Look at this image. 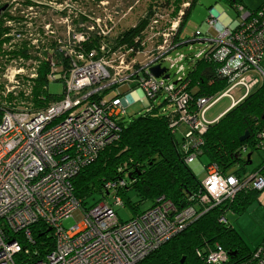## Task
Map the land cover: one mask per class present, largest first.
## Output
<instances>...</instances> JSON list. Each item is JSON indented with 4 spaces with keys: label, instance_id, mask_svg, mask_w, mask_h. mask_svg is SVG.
I'll use <instances>...</instances> for the list:
<instances>
[{
    "label": "built area",
    "instance_id": "obj_1",
    "mask_svg": "<svg viewBox=\"0 0 264 264\" xmlns=\"http://www.w3.org/2000/svg\"><path fill=\"white\" fill-rule=\"evenodd\" d=\"M190 2L169 9L155 6L153 0H0V18L9 30L2 39L11 37L13 42H3V49L9 51L18 43L23 52L15 62L0 56V264H15L21 250L18 238L32 243L30 228L38 222L52 232L54 247L35 264H136L200 216L193 208L176 212L160 198L150 210L123 222L113 208L122 203V181L106 184L110 199L86 209L73 196L71 182L114 138L116 119L125 114V97L103 95L110 88L125 85L130 92L135 86L145 107L167 94L178 122L202 132L203 114L218 99L227 96L234 105L238 91L244 100L264 84V23L254 27L258 19L250 20L248 12L242 23L218 27V20H208L204 26L219 29L212 37L196 38L203 50L193 54V44L183 43L179 36ZM45 7L56 17L48 12L41 16ZM138 13L147 18L142 35L116 47L112 40ZM91 38L97 40L93 48ZM209 43L216 46L214 57L223 62V75L234 83L214 101L215 97L199 99L200 115L192 117L186 112L184 65L202 57ZM182 47H189L188 54H174ZM164 61L170 63L165 73L158 79L151 76L149 69L163 68ZM170 68L181 74L174 82L169 75L164 78ZM41 70L47 73L37 93L33 86ZM248 70L260 77L245 76ZM51 82L62 85L59 95H46ZM186 162L190 166L196 159L191 156ZM202 184L198 202L207 211L233 201L241 190H263L264 177L259 172L242 179L226 177L211 167ZM73 216L75 224L65 229L63 222ZM228 259L224 251L213 250L206 264H226ZM246 264H264V243Z\"/></svg>",
    "mask_w": 264,
    "mask_h": 264
},
{
    "label": "trees",
    "instance_id": "obj_2",
    "mask_svg": "<svg viewBox=\"0 0 264 264\" xmlns=\"http://www.w3.org/2000/svg\"><path fill=\"white\" fill-rule=\"evenodd\" d=\"M183 1L153 0L155 6L169 9L178 8ZM225 1L231 7L238 4V0ZM195 3L196 0H191L181 26ZM248 13L250 20L258 19L254 27H260L264 23V3ZM134 19H137L136 23L131 25L132 20L127 24L128 27H122L123 32L112 40V44L115 43L116 47L124 43L132 44L142 35L147 18H142L138 13ZM4 21L5 19L0 18V56L3 60L12 59L15 62L18 60L17 55L21 58L23 54L19 51L21 44L15 43L9 51L3 49V42L13 43L11 37L2 39V36L9 32L3 26ZM190 41L182 40L183 43ZM96 43L97 40L91 38L89 47H95ZM48 44L51 45L52 41ZM89 47L87 46V50ZM215 47L213 43H209L202 57L187 64L189 68L183 85L184 93L189 97L186 110L189 116L197 117L199 114L196 105L199 99L216 97L234 83L228 76L223 75V62L214 57ZM56 52L59 58L66 59L68 63L62 53L58 50ZM46 73L44 70L38 73L33 86L35 92L41 93ZM116 88H110L103 95ZM46 95L53 96L54 93L49 88ZM161 96L164 99L153 106L152 103ZM115 97L117 95L112 98ZM168 99L167 94L152 99L143 113L128 122L120 117L116 119L117 130L114 132V138L112 137L98 151L95 159L81 168L71 180L73 196L86 209L108 200L106 184L122 181L124 187L119 192L122 201L119 206L123 203L129 205L135 212L132 219L153 208L160 198L169 201L176 212L193 208L196 214H200L188 222L183 230L136 264H206L207 257L213 250H222L228 255L226 264L249 263L254 251L247 249L237 231L227 224L225 215L228 211L240 215L253 198L255 199L257 191L241 190L233 201L204 211L198 202L203 193V180L196 177L186 160L191 156L196 160L203 157L207 162L206 167H203L205 172L212 167L226 177L233 175L242 179L253 172H259L264 177V160L257 168L247 171V165H251V154L264 151V84L252 90L244 100L213 123L205 122V112L204 130H194L187 125L189 130L182 142L174 137L175 128L180 124L179 115L168 103ZM167 104L173 109L169 113L160 109ZM175 122L176 125L172 126ZM246 135V139L241 141ZM247 151H250L247 155L250 156L249 159L247 156L243 158L244 152ZM129 190L135 193L137 202H131L127 197ZM91 199L97 203L87 206ZM145 203H151V206L141 211L140 206ZM221 218L226 220L225 224L219 223ZM30 232L32 243L23 242L21 237L18 238L21 250L15 257V264H35L43 261L53 250V234L43 222L34 224Z\"/></svg>",
    "mask_w": 264,
    "mask_h": 264
},
{
    "label": "rangeland",
    "instance_id": "obj_3",
    "mask_svg": "<svg viewBox=\"0 0 264 264\" xmlns=\"http://www.w3.org/2000/svg\"><path fill=\"white\" fill-rule=\"evenodd\" d=\"M243 3H241L240 0H238V4L231 7L227 1L225 0H196V3L193 7V9L190 11L189 16L187 17L186 21L184 22L181 31H180V38L184 41H190L192 39H195V36L198 35L199 31L204 27L205 23L208 20H215V18H212V16H215L218 14L216 11L217 8H219L221 11H223L224 15L227 16L229 20H231L234 23H242L243 18L242 16L246 14L248 11L256 10L259 6H261L264 3V0H242ZM47 4L46 2H44ZM75 8H77L75 6ZM242 12H241V9ZM49 14L51 17H56L54 12H51L50 10H47L46 7L44 10L40 13L45 16L46 14ZM132 19V18H131ZM133 20V21H132ZM130 21L131 25H134L136 23L137 19H132ZM220 22V20H218ZM125 23H122L121 26H123ZM130 25V26H131ZM128 27V25L126 26ZM215 30L212 27H210L207 32L206 36H214ZM33 44L37 45L35 40H33ZM83 49V47H81ZM189 47H182L179 48L174 52L175 53H181V54H188ZM203 50L202 44H193L192 46V53L198 54L200 51ZM174 54H172L170 57H174ZM167 58V59H168ZM138 59H142V56H138ZM163 68H169L170 63L167 61L162 62ZM189 66L187 64L184 65L185 72L184 74H187ZM176 68H170L168 69L166 75H169V79L171 82H174L178 79V77L181 75L180 73H176ZM245 76H251L253 78L260 77L258 73H255L253 70H248L245 74ZM243 78V76L241 77ZM50 91L54 94L59 95L62 90V85L59 82H51L49 84ZM125 85H120L116 89H112L108 91L105 94V98L109 99L114 97L115 95H118L120 93V96L125 97L128 101V106L125 109V114L120 116L121 120H124L125 122H128L131 120V118L137 117L139 114L143 113L146 110V107L144 103L141 101L142 93L136 89H133L132 91H128L125 89ZM257 88V87H256ZM125 89V90H124ZM238 91V89H236ZM135 92V93H134ZM242 91H238V95H241ZM134 94H136L134 96ZM237 94V93H236ZM127 95V96H126ZM223 93H220L217 95L212 101L217 99L218 97H222ZM94 97H98L94 95ZM233 98L237 101L242 100V96H233ZM162 99H164L163 96L159 97L153 104L158 105ZM211 101V102H212ZM237 101H234V105L232 103V99H230L227 96H223L222 98L218 99L205 113V122L206 123H213L215 122L219 117H221L232 105V108L237 105ZM161 110H164L165 113H169L171 110H173L169 104L164 105L160 108ZM189 128L187 125L180 123L179 126L175 128V139L179 142H182L184 135L187 134ZM250 151L244 152L243 158L248 155ZM262 160H264V151L260 152H253L251 154V165H247V171H251L255 168H257L261 163ZM198 161L201 163L202 167H206L207 162L206 159L203 157H200ZM199 163V164H200ZM234 170V169H233ZM196 177L199 180H204L205 177L203 174L199 173L196 174ZM206 178V177H205ZM127 197L131 200V202H137L138 198H136L135 193L132 190L127 191ZM107 199H110V196H107ZM92 203H97L96 201H93L92 199L89 202L90 206ZM151 206V203H145L140 206V210H146ZM115 212L117 213L119 219L123 222L129 221L134 216L133 210L130 208L129 205H123L122 206H114L113 207ZM225 218L227 220V224L230 225L233 229L237 231V233L242 238V241L244 245L249 249L251 252L259 249L263 243H264V189L260 192L256 193L255 199L250 202L249 205L246 206L244 212H242L240 215L233 213L232 211L226 212ZM75 217H70L69 219L65 220L63 222V227L65 229H69L75 224Z\"/></svg>",
    "mask_w": 264,
    "mask_h": 264
},
{
    "label": "crops",
    "instance_id": "obj_4",
    "mask_svg": "<svg viewBox=\"0 0 264 264\" xmlns=\"http://www.w3.org/2000/svg\"><path fill=\"white\" fill-rule=\"evenodd\" d=\"M216 11L218 12V14L216 15V17L215 16H212V18H215V20L217 21V20H220V22H219V26L218 27H222V26H227V25H229V24H231V23H233L231 20H229L228 18H227V16H225L224 15V13H223V11H221L219 8H217L216 9ZM209 28H207L206 26H204L200 31H199V33H198V35H199V37L198 38H203V37H207L206 36V32H207V30H208ZM216 29H218L217 27H214V30H216ZM208 37H212V36H208ZM126 89V88H125ZM124 89V90H125ZM135 93V92H134ZM136 94H134V96H135ZM127 96V95H126ZM237 96H238V92H237ZM127 100V99H126ZM141 101L144 103V101H143V96H142V98H141ZM128 102V101H127ZM145 105V104H144ZM231 108V107H230ZM229 108V109H230ZM228 109V110H229ZM227 110V111H228ZM226 111V112H227ZM205 120V119H204ZM200 162L198 161V160H196V162H194L192 165H190L189 167H190V169L192 170V172L196 175V174H199V173H201V174H203L205 177L207 176V171L205 172L203 169V167H202V165H201V163L199 164ZM205 177L203 178V179H205Z\"/></svg>",
    "mask_w": 264,
    "mask_h": 264
},
{
    "label": "water",
    "instance_id": "obj_5",
    "mask_svg": "<svg viewBox=\"0 0 264 264\" xmlns=\"http://www.w3.org/2000/svg\"><path fill=\"white\" fill-rule=\"evenodd\" d=\"M241 3H243L242 0H241ZM196 41H198V40H194V41L187 42V44H192V43H194V42H196ZM149 73H150L151 76H153L154 78L158 79V78H160V77L165 73V69H164V68H160V66L157 65V66L151 67V68L149 69ZM164 78H165V79H168V76L165 75ZM246 137H247V135L244 136V137L241 139V141H244V140L246 139ZM249 157H250V156H247V159H249Z\"/></svg>",
    "mask_w": 264,
    "mask_h": 264
},
{
    "label": "clouds",
    "instance_id": "obj_6",
    "mask_svg": "<svg viewBox=\"0 0 264 264\" xmlns=\"http://www.w3.org/2000/svg\"><path fill=\"white\" fill-rule=\"evenodd\" d=\"M239 5V4H238ZM219 29V28H218ZM199 37V35L198 36H195V39H193V40H196V38H198ZM196 42H194V43H192V44H195ZM258 192V191H257ZM260 192V191H259Z\"/></svg>",
    "mask_w": 264,
    "mask_h": 264
}]
</instances>
